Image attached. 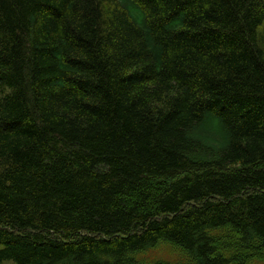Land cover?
<instances>
[{
    "label": "trees",
    "instance_id": "obj_1",
    "mask_svg": "<svg viewBox=\"0 0 264 264\" xmlns=\"http://www.w3.org/2000/svg\"><path fill=\"white\" fill-rule=\"evenodd\" d=\"M0 264H264V0H0Z\"/></svg>",
    "mask_w": 264,
    "mask_h": 264
},
{
    "label": "rangeland",
    "instance_id": "obj_2",
    "mask_svg": "<svg viewBox=\"0 0 264 264\" xmlns=\"http://www.w3.org/2000/svg\"><path fill=\"white\" fill-rule=\"evenodd\" d=\"M140 258H145L148 261H154L157 259H169L174 260L177 255L173 253L168 247L161 246L160 248L148 251L146 254L139 255Z\"/></svg>",
    "mask_w": 264,
    "mask_h": 264
}]
</instances>
